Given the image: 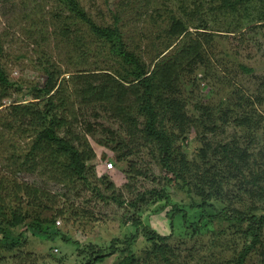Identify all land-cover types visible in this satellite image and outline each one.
<instances>
[{"label":"trees","instance_id":"16d2710c","mask_svg":"<svg viewBox=\"0 0 264 264\" xmlns=\"http://www.w3.org/2000/svg\"><path fill=\"white\" fill-rule=\"evenodd\" d=\"M49 1L50 21L44 26L50 24L54 36L61 38L67 47L72 45L66 56L67 63L73 60L74 67L87 65L82 58L85 53H81L86 45L73 27L82 23L98 41L97 56L103 58V66L69 71L54 63L52 57L42 54L36 59V68L45 76L42 86L35 91L32 101L9 105L4 119H0L1 137L3 133L16 132L20 139L28 140L23 155L9 153V149L8 158L4 159L6 165L0 164V244L11 249L21 245L23 234L28 230L45 238L62 233L57 230L54 217L25 223L27 216L23 207L48 213L62 198L58 192L48 189L44 181L39 185L29 181L27 176L50 160V173L60 178L57 181L67 177L69 182L89 186L88 174L96 167L88 165L96 158L87 139L90 137L99 146L111 150L114 164L129 161L136 153L147 149L163 174L161 179L178 187L191 201L187 209L178 208L171 203L167 185L144 193L134 192L133 187L125 185L130 195H136L129 202L130 208L138 211V203L155 206L153 216L164 213L163 216L169 218L170 232L163 235L155 231L137 215L131 220L133 231L122 240L123 244L119 239L100 245L89 244L92 249H108L91 263L115 255L116 264H264V121L255 109L264 102L262 97L243 96L240 99L243 106L239 105L238 98L232 107L222 109L181 96L178 86L183 68L189 63L204 62L202 49L209 39L192 38L190 26L170 11L165 27V35L170 40L145 63L136 48L125 41L117 26V14L113 15L114 24L99 25L83 7L84 0ZM201 1L210 4L211 11L232 17L244 13L242 20L250 17L247 11L253 3L264 4V0ZM257 22L261 24L251 28L264 26V13ZM194 29L198 35L210 34L200 32L201 27ZM30 32L35 36L33 42L37 47L46 42L43 37L39 38V31ZM176 40L174 47L182 44L171 53L169 49ZM1 55L0 45V106L11 87ZM103 121L109 126L117 124L124 137ZM226 128L232 130L231 136L214 141ZM191 129L196 131L199 147L195 159L189 161L175 144ZM259 131L263 132L262 137L258 136ZM42 155L47 156L46 161L38 162ZM56 167L60 174L54 175ZM42 168L46 170L45 165ZM103 169L108 172L104 165ZM99 177L101 181L106 178ZM93 191L97 197L104 198L96 187ZM114 191V184L106 182L105 192ZM119 194L106 200L110 198L121 206L125 201ZM11 200L16 207L7 217L3 212ZM61 216L63 213L58 211L57 217ZM177 216L180 218L178 228L189 237L210 234V238L206 242L196 239L191 249L171 246L169 235L175 227L172 219ZM16 228L20 230L18 234L14 233ZM138 237L144 240L145 247L136 255L131 246Z\"/></svg>","mask_w":264,"mask_h":264},{"label":"rangeland","instance_id":"374dc122","mask_svg":"<svg viewBox=\"0 0 264 264\" xmlns=\"http://www.w3.org/2000/svg\"><path fill=\"white\" fill-rule=\"evenodd\" d=\"M82 5L99 25L114 24L113 15L117 14V26L121 29L125 41L131 48H136V52L141 54L145 63L162 51L163 45L170 40L165 35L166 15L170 11L190 26L189 31L192 32V38L197 36L200 39H209L208 44L202 49L204 62L196 61L183 68L178 86L181 96L183 95L194 103H204L213 107L221 106L222 109L228 105L232 107L238 98L239 105L243 106L244 103L240 101L243 96L260 95L264 101V26L251 28L253 25L261 24L257 20L264 13V4L255 2L249 6L247 13L250 17L243 20L244 13L232 17L227 13L211 11L210 4L201 0H84ZM51 7L49 0H0L1 56L11 81L8 96L1 102V120L7 114L6 109L9 105L32 101L31 98L35 91L42 86L45 76L36 68V59L42 54L49 58L52 57L54 63L69 71H75V68L83 70L95 66L101 69L103 66V58L100 55L97 56L98 41L82 23H76L73 27L78 37H81L84 42L83 44L86 45L87 50L82 48L81 53H85V57L82 58L87 65L74 67L73 60L67 63L66 56L72 45L67 47L61 38L54 36L53 27L50 24H45L47 28L44 26L47 20L50 21L48 16H50ZM194 27H201L203 29L200 32L210 34L198 35ZM30 31H39V38L43 37L46 42L37 47L33 42L35 36ZM31 35L33 37H30ZM177 42L178 40L170 47L171 53H175V50L180 48L182 43L177 48L174 47ZM241 67L250 69V72H245ZM66 91L70 94V89ZM255 109L264 121V102ZM102 123L109 126V123L105 121ZM109 127L123 136L117 124ZM231 134L232 130L226 128L225 132H220L217 137L207 136V138H213L214 141L227 140ZM184 135L186 137H179L175 145L189 161H192L199 147L196 131L191 129ZM258 136L262 137L263 132H260ZM19 137L20 135L16 132L5 135L3 133L2 137L0 136L1 166L6 165L4 159L9 149V153L16 152V155H23L22 150L28 140ZM87 139L96 154V158L88 163V165H96L95 170L88 174L89 186L76 181L69 182L67 177L62 178L61 182L57 181L60 178L56 179L51 175L50 160L46 161L47 156L45 155L40 156L37 161H46L47 164L44 163L46 170L42 168L43 165L27 176L29 181H34L39 185L44 181L48 189L58 192L62 198L59 204L48 213L23 207V212L27 216L25 223H31L37 218L50 220L54 217L57 230L62 233L52 238H45L35 233L34 230H28L23 234L21 245H16L11 249L0 244V264H116L114 263L115 255L103 261L91 263L94 257L106 254L108 249H92L94 247L89 244L100 245L113 239L125 240V237L133 231L131 220L137 218V215L144 223L149 222L155 231L167 235L170 232L169 218L163 216L164 213L153 216L155 206L147 207L138 203V211L131 209L129 202L136 195H130L125 185L133 187L132 191L139 193L167 185L172 204L186 209L191 204L188 195L161 179L163 174L155 163V158L153 159L147 149L139 151L129 161L114 164L113 154L109 148L99 146L95 139L90 137ZM138 141L142 143L140 139ZM108 162L113 164V168L107 172L103 169V165ZM53 173L54 175L60 174L59 168L56 167ZM8 175L11 176L10 172ZM102 175L106 178L101 181L99 176ZM158 181H160L159 185H157ZM106 182L114 184L113 193L105 192ZM93 187L97 188L105 200L96 196ZM119 192L125 201L121 206L110 198L106 200V197H111V195H120ZM15 207V202L9 201L4 208V215L8 217V212ZM58 211L62 212L63 216L57 217ZM179 221V216L172 219L175 227L173 233L169 235L168 242L171 246L191 249L196 239L207 241L210 238V234L199 238L189 237L178 228ZM19 231L16 228L14 233L18 234ZM64 236L69 237L68 240ZM131 247L138 255L144 249L145 242L138 237Z\"/></svg>","mask_w":264,"mask_h":264},{"label":"built area","instance_id":"2783aa9c","mask_svg":"<svg viewBox=\"0 0 264 264\" xmlns=\"http://www.w3.org/2000/svg\"><path fill=\"white\" fill-rule=\"evenodd\" d=\"M104 166L106 167V170H108V171L112 170V168H113V164L111 162L104 164Z\"/></svg>","mask_w":264,"mask_h":264}]
</instances>
